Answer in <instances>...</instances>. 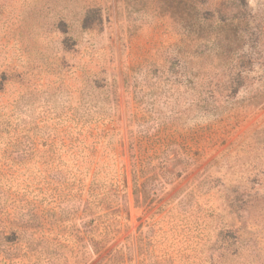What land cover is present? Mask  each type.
I'll return each instance as SVG.
<instances>
[{
    "label": "rangeland",
    "instance_id": "374dc122",
    "mask_svg": "<svg viewBox=\"0 0 264 264\" xmlns=\"http://www.w3.org/2000/svg\"><path fill=\"white\" fill-rule=\"evenodd\" d=\"M0 264H264V0H0Z\"/></svg>",
    "mask_w": 264,
    "mask_h": 264
},
{
    "label": "trees",
    "instance_id": "16d2710c",
    "mask_svg": "<svg viewBox=\"0 0 264 264\" xmlns=\"http://www.w3.org/2000/svg\"><path fill=\"white\" fill-rule=\"evenodd\" d=\"M135 192L136 193H139V189L136 187V189H135ZM95 220H97L95 217H92L91 218V225L93 224V222L95 221ZM92 227H90V230H89V233H91L93 230L91 229ZM107 227L105 226V229H106ZM114 230H112V229H106V231H105V234L104 235H110L112 232H113Z\"/></svg>",
    "mask_w": 264,
    "mask_h": 264
}]
</instances>
